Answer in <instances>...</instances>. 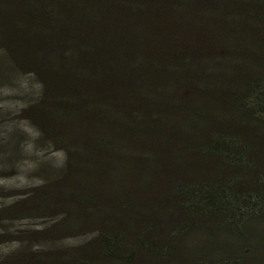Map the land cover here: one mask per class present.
<instances>
[{
  "label": "trees",
  "instance_id": "1",
  "mask_svg": "<svg viewBox=\"0 0 264 264\" xmlns=\"http://www.w3.org/2000/svg\"><path fill=\"white\" fill-rule=\"evenodd\" d=\"M0 42L38 81V126L71 140L63 185L86 200L87 182L67 177L93 182L102 162H118L151 175L140 188L155 189L157 204L167 186L187 195L190 209L219 211L212 185L174 180L178 168L232 144L264 152L244 124L260 111L248 100L264 102V0H0ZM129 206L121 211L133 220L153 207ZM151 229L137 232L138 247ZM123 238L102 234L103 254L114 255Z\"/></svg>",
  "mask_w": 264,
  "mask_h": 264
},
{
  "label": "rangeland",
  "instance_id": "2",
  "mask_svg": "<svg viewBox=\"0 0 264 264\" xmlns=\"http://www.w3.org/2000/svg\"><path fill=\"white\" fill-rule=\"evenodd\" d=\"M40 99L37 79L18 68L0 42V264H264V152L260 149L238 153L232 144L220 157L191 154L186 166L178 168L174 180L212 185L210 195L220 200L219 211L190 209L187 195L173 196L167 186L157 204L150 199L155 189L147 193L140 188L142 181L152 184L146 179L151 180L149 173L139 175L135 168L121 169L120 163L105 161L99 167L103 173L93 182L89 174L84 179L67 177L71 185L76 180L87 182L92 192L88 200L82 198L84 190L72 192L78 197L72 201L73 194L63 185L68 157L62 150L72 143L59 133L55 137L51 128L43 132L38 126L41 121L34 116V107ZM256 102L258 118L244 124L264 140L262 96L246 105L253 108ZM55 138L62 144L54 143ZM129 201L132 208L147 201L152 212L143 208L146 215L141 210L133 220L131 212L121 211L131 207ZM146 226L152 229L143 232V249L134 238ZM102 234L124 237L114 255L103 254Z\"/></svg>",
  "mask_w": 264,
  "mask_h": 264
},
{
  "label": "bare ground",
  "instance_id": "3",
  "mask_svg": "<svg viewBox=\"0 0 264 264\" xmlns=\"http://www.w3.org/2000/svg\"><path fill=\"white\" fill-rule=\"evenodd\" d=\"M0 174H1V173H0ZM1 175H2V174H1ZM8 175H9L10 177L12 176L11 174H7V175H5V176H8Z\"/></svg>",
  "mask_w": 264,
  "mask_h": 264
}]
</instances>
